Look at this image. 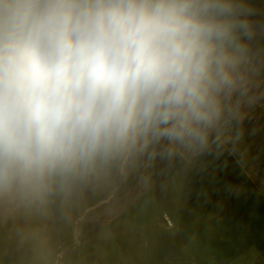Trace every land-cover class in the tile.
Wrapping results in <instances>:
<instances>
[{"label": "clouds", "instance_id": "clouds-1", "mask_svg": "<svg viewBox=\"0 0 264 264\" xmlns=\"http://www.w3.org/2000/svg\"><path fill=\"white\" fill-rule=\"evenodd\" d=\"M242 0H0V199L40 207L239 123Z\"/></svg>", "mask_w": 264, "mask_h": 264}, {"label": "rangeland", "instance_id": "rangeland-1", "mask_svg": "<svg viewBox=\"0 0 264 264\" xmlns=\"http://www.w3.org/2000/svg\"><path fill=\"white\" fill-rule=\"evenodd\" d=\"M239 123L205 152L118 164L25 207L0 199V264H264V0Z\"/></svg>", "mask_w": 264, "mask_h": 264}, {"label": "crops", "instance_id": "crops-1", "mask_svg": "<svg viewBox=\"0 0 264 264\" xmlns=\"http://www.w3.org/2000/svg\"><path fill=\"white\" fill-rule=\"evenodd\" d=\"M185 151H187V150H185ZM184 154H185L184 150H180L176 156L179 160L182 159V160H187V161L190 160V158H192L194 156V154H191L189 157H184Z\"/></svg>", "mask_w": 264, "mask_h": 264}]
</instances>
